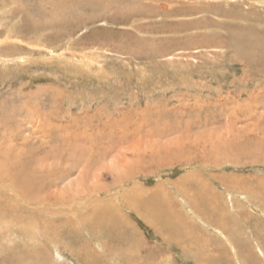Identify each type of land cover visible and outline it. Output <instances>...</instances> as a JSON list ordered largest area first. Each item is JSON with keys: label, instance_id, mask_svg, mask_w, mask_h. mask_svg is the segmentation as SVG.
Listing matches in <instances>:
<instances>
[{"label": "rangeland", "instance_id": "rangeland-1", "mask_svg": "<svg viewBox=\"0 0 264 264\" xmlns=\"http://www.w3.org/2000/svg\"><path fill=\"white\" fill-rule=\"evenodd\" d=\"M0 160V264H264V0H0Z\"/></svg>", "mask_w": 264, "mask_h": 264}, {"label": "bare ground", "instance_id": "bare-ground-1", "mask_svg": "<svg viewBox=\"0 0 264 264\" xmlns=\"http://www.w3.org/2000/svg\"><path fill=\"white\" fill-rule=\"evenodd\" d=\"M251 1V0H250ZM255 2V1H254ZM164 6H166V5H164ZM11 40V39H10ZM235 114V113H234ZM237 114V113H236ZM240 119V118H239ZM236 123V122H235ZM46 136V135H45ZM186 139V138H185ZM159 141V140H158ZM187 141V140H186ZM229 144V143H228ZM92 146V145H91ZM243 147V146H242ZM92 148V147H91ZM139 148V147H138ZM223 149V148H222ZM88 150V149H87ZM121 150V149H120ZM126 150V149H125ZM146 150V149H145ZM243 150V149H242ZM161 151V150H160ZM195 154V153H194ZM116 156V155H115ZM2 157V156H1ZM259 157V156H258ZM130 159V158H129ZM262 159V158H261ZM4 160V159H3ZM7 160V159H6ZM126 160V159H125ZM137 160V159H136ZM1 161V160H0ZM9 161V160H8ZM129 161V160H128ZM133 161V160H132ZM255 161V160H254ZM6 162V161H5ZM112 162V161H111ZM134 162V161H133ZM138 162V161H137ZM137 162H134V163H137ZM17 163V162H16ZM130 163V162H129ZM226 163V162H225ZM2 164V163H1ZM0 164V165H1ZM160 164V163H159ZM229 164V163H228ZM13 165H15V163L14 164H12V167H13ZM128 165V164H127ZM19 166V165H18ZM116 166V165H115ZM3 167V166H2ZM16 167V166H15ZM120 167V166H119ZM118 167V168H119ZM131 167V166H130ZM118 168H116V171H118L117 169ZM10 169V168H9ZM86 169V168H85ZM84 169V170H85ZM20 170V169H19ZM125 169H123V171H124ZM120 171V170H119ZM128 171V170H127ZM126 170H125V172L129 175V171L127 172ZM14 172H16V171H14ZM96 173V172H95ZM118 173V172H117ZM19 174V173H18ZM21 174V173H20ZM31 174V173H30ZM123 174V173H122ZM127 174H125V176L127 175ZM127 175V176H128ZM3 176H4V174H3ZM87 176V175H86ZM123 176H124V174H123ZM131 176V175H130ZM133 176V175H132ZM89 177H91V174H90V176ZM222 177V176H221ZM126 178V177H125ZM121 179V178H120ZM130 180V179H129ZM198 180V179H197ZM19 181H20V179H19ZM199 181H201V179L200 180H198V182ZM233 181V180H232ZM120 182V181H119ZM124 182V181H123ZM74 183V182H73ZM118 183V181L116 182V184ZM121 183V182H120ZM234 183V182H233ZM157 184V183H156ZM117 186V185H116ZM137 186H138V184H137ZM136 186V187H137ZM182 187V186H181ZM235 187V186H234ZM200 188V187H199ZM236 188V187H235ZM243 188V187H242ZM135 189V188H134ZM201 189V188H200ZM203 189V188H202ZM127 190V189H126ZM125 190V191H126ZM129 190V189H128ZM148 190V189H147ZM183 190H185V189H183ZM189 190V189H188ZM196 190H198V189H196ZM82 191V190H81ZM155 191V190H154ZM154 191H152V192H154ZM191 191V190H190ZM90 192V191H89ZM113 192V191H112ZM243 192V191H242ZM245 192V191H244ZM96 193V192H95ZM114 193V192H113ZM146 192H145V190H144V188H141V187H138L135 191H133V189L131 190V191H129L127 194H129V197L128 198H124V200H125V204L127 203V205H129V206H131V207H134L135 209H144V212L146 211L147 213H145L146 215H145V218L148 220V221H150V220H152L153 218L155 219V220H157V224H160V228L162 229V230H164L165 232H168L171 228L173 229L174 227H175V222L176 221H174V220H176V219H172V217H174V216H172L171 217V215L169 214V210L167 209V206H166V204H165V202H163L162 201V199L159 201V197H157L156 195H154V198H152V199H150L149 197H146L145 194ZM198 193H199V190H198ZM203 193V192H202ZM149 194V193H148ZM200 195V194H199ZM114 196L115 197H117V200L118 199H120V197H121V194L120 193H116V194H114ZM194 196H195V194H194ZM193 196V197H194ZM203 196V195H202ZM201 196V197H202ZM228 196H230V194L228 195ZM91 197V196H90ZM111 197V196H110ZM115 197H113V199L115 198ZM104 198V197H103ZM116 199V198H115ZM193 199V198H192ZM204 199V198H203ZM206 199V198H205ZM193 200H195V199H193ZM202 200V199H201ZM200 200V201H201ZM119 201V200H118ZM121 201V200H120ZM119 201V202H120ZM203 201V200H202ZM205 201V200H204ZM102 202V201H101ZM106 203V202H105ZM200 203V202H199ZM202 203V202H201ZM207 203V202H206ZM198 204V203H197ZM119 205V204H118ZM198 205H200V204H198ZM210 205V204H209ZM124 208V207H123ZM209 208V207H208ZM215 208V207H214ZM117 209V208H116ZM119 209V208H118ZM211 209V208H210ZM173 210V209H172ZM96 213V215L99 217V218H102L103 217V215L104 216H108V217H113L112 216V211H110L108 208H102V209H100L99 211H98V213L97 212H95ZM176 215V214H175ZM132 216V215H131ZM175 218H176V216H175ZM109 222V221H108ZM89 224H90V227H91V229L93 228V229H95V227H96V221H90L89 222ZM108 224H110V223H108ZM178 224V223H177ZM176 224V227L178 226ZM110 227H111V225H110ZM176 227H175V229H176ZM178 228V227H177ZM216 229V228H215ZM128 230V229H127ZM133 230H135V228L133 229ZM157 230H159V229H157ZM103 231V230H102ZM170 231H172V230H170ZM177 231V230H176ZM176 231H175V233H176ZM91 232V231H90ZM112 232V231H111ZM132 232V231H131ZM160 232H162V231H160ZM175 233H174V235H175ZM178 233V232H177ZM164 236V235H163ZM170 236V235H169ZM168 236V237H169ZM171 236H173L172 235V233H171ZM170 236V237H171ZM176 236H178V235H176ZM175 236V237H176ZM167 237V236H166ZM172 238V237H171ZM175 239V238H174ZM99 242V241H98ZM95 253V252H94ZM65 260V259H64ZM64 264V263H63Z\"/></svg>", "mask_w": 264, "mask_h": 264}]
</instances>
